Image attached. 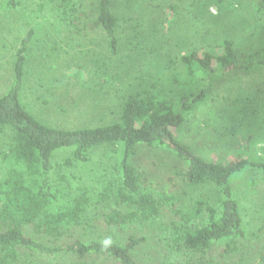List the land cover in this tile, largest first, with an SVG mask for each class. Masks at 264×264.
<instances>
[{"label": "trees", "instance_id": "1", "mask_svg": "<svg viewBox=\"0 0 264 264\" xmlns=\"http://www.w3.org/2000/svg\"><path fill=\"white\" fill-rule=\"evenodd\" d=\"M31 5L59 30L29 28L0 94V264H264V216L243 215L239 180L264 206V127L234 140L246 155L229 161L179 131L229 73L264 75V41L244 48L235 37L264 17V0H2L0 9ZM33 57L46 80L29 86L31 98L52 119L25 94ZM66 64L79 68L74 81L57 73ZM88 93L110 100L100 121L60 123Z\"/></svg>", "mask_w": 264, "mask_h": 264}, {"label": "rangeland", "instance_id": "2", "mask_svg": "<svg viewBox=\"0 0 264 264\" xmlns=\"http://www.w3.org/2000/svg\"><path fill=\"white\" fill-rule=\"evenodd\" d=\"M34 9L33 5L22 7L21 10L15 13L5 12L0 9V94L13 82L15 50L21 45L23 37L29 28L40 25L43 28L42 31L48 30L53 36L56 34L55 31L59 30L54 25L55 21L48 19L42 13L34 12ZM211 9L213 13H216L215 8L212 7ZM167 13L170 18L173 17L171 10H167ZM244 14L245 17L250 15L247 12ZM245 17L243 18L245 19ZM248 24H250V32L243 36L236 34L235 37L243 43L244 48L245 46L248 48L259 46L264 41V17L252 15ZM185 33L187 35L188 33L192 34L189 30L185 31ZM42 34L37 30L35 39L32 40L31 50L34 53H39L43 49L45 41L42 39ZM56 36L58 39V35ZM181 49L184 50L182 47ZM37 60L36 57H33L27 65L29 83L25 94L26 97H29V105H34V112H39L41 108L42 115L52 119L55 116L51 111L46 110L45 104L38 101V98H35L34 101L31 98L33 94L29 86L35 84L34 82L42 83V81L46 80V77L39 72ZM78 70L79 68L76 64H66L63 67H59L57 73L67 79V75H71L74 81L76 78L74 73ZM263 76L260 75L259 77L256 74L251 75L250 73L241 72L229 73L226 79L219 83L213 100H209L205 106L192 114L179 130L183 140L190 145L200 147V150L206 152L207 157L211 160L223 159L224 161H229L239 156L244 157L246 155L245 147L237 146L234 140L239 139L240 142H245V137L262 131L261 127H264V103L251 101L253 99L252 93H261L262 97H264V86L260 82ZM252 83L254 86L250 85ZM60 89L59 85L53 89V92L58 97ZM247 94H250L249 98ZM98 96L99 93L94 96L88 93L87 96L81 99L79 109L70 110V121L66 122L65 117L59 115V122L65 126H76L87 121H100L103 108L110 100L107 99L103 102V100L97 99ZM64 104L67 103L64 102ZM229 143L234 145L233 148L229 147ZM263 146L264 144L262 143L257 145L260 152ZM239 180L245 190V195L242 194L241 196L242 207L244 208V211H242L243 215L248 219H252L253 215L256 218L257 214L264 216V206H255V202L249 200L246 195L247 186L244 184L245 180L242 177ZM254 264H257V262Z\"/></svg>", "mask_w": 264, "mask_h": 264}, {"label": "clouds", "instance_id": "3", "mask_svg": "<svg viewBox=\"0 0 264 264\" xmlns=\"http://www.w3.org/2000/svg\"><path fill=\"white\" fill-rule=\"evenodd\" d=\"M112 243V240H111V238H107V239H105L104 241H103V245L106 247V246H108V245H110Z\"/></svg>", "mask_w": 264, "mask_h": 264}]
</instances>
